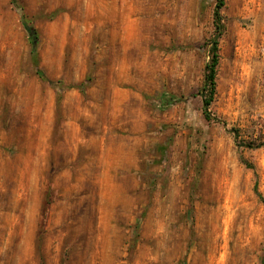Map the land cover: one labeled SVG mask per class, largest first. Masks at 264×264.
Instances as JSON below:
<instances>
[{"label": "rangeland", "instance_id": "obj_1", "mask_svg": "<svg viewBox=\"0 0 264 264\" xmlns=\"http://www.w3.org/2000/svg\"><path fill=\"white\" fill-rule=\"evenodd\" d=\"M216 1L0 0V264H262L264 0H223L221 121Z\"/></svg>", "mask_w": 264, "mask_h": 264}, {"label": "trees", "instance_id": "obj_2", "mask_svg": "<svg viewBox=\"0 0 264 264\" xmlns=\"http://www.w3.org/2000/svg\"><path fill=\"white\" fill-rule=\"evenodd\" d=\"M10 2L14 5L17 4L16 0H10ZM223 0H217L214 11H213V23H214V34L213 36L208 40V54L209 59L205 64L204 67V75H203V82L200 86L199 90L196 92L200 96L201 102H202V109L204 117L207 120H215V121H221L219 118L212 116L209 107L214 100V96L216 93V76H217V66L219 63V39L223 32V23H222V17L220 14V9L223 6ZM21 21H22V27L26 33L29 47H30V56L33 60V62L36 64V74L39 76L40 79L46 81L50 85H55L57 89H65V88H71L74 87L72 85L64 86L60 81H52L49 80L44 71L37 66L38 62V53H37V47H38V32L37 29L30 23V21L21 14ZM86 85V82H82L78 84L77 88L83 89ZM182 98H175L166 96L162 98L161 106L163 108L169 107L171 105H174L178 102H180ZM254 190L256 191V184L254 185ZM258 194V192L256 191ZM259 195V194H258ZM263 251H264V244H263ZM262 264H264V254L262 257Z\"/></svg>", "mask_w": 264, "mask_h": 264}]
</instances>
